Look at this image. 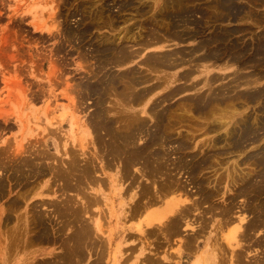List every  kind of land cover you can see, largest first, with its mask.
Segmentation results:
<instances>
[{
    "label": "rangeland",
    "instance_id": "374dc122",
    "mask_svg": "<svg viewBox=\"0 0 264 264\" xmlns=\"http://www.w3.org/2000/svg\"><path fill=\"white\" fill-rule=\"evenodd\" d=\"M172 1L175 0H171V2ZM171 2L170 0H0V153L2 154H0V184L3 183L5 185V190L3 191V194L0 195V264H19V262H22L25 259L28 261H37V264H41L42 261L44 262L43 259L45 258V261L52 260L54 263L56 261H53V259L57 258L56 260H58L60 257H62L61 254L65 249V243H62L64 238L62 237L70 232L73 229L71 227H75L76 223L74 222V225H70L71 227L68 226L64 231L63 223L65 220L63 221L64 218L61 217L60 211L58 212L60 209L59 207L65 203L69 196L75 200L77 199V205L79 206L85 204L86 199L85 197L82 198L81 195L79 196V194L76 195V190H66L68 192L63 190V181L58 179L56 173L54 171H50L51 168L49 167H53L63 158H67L65 153L62 152L64 150L61 149L59 151L58 149V146H62L65 140L68 142L67 145L69 148H73L75 150H80L82 148V144L84 143L85 148L87 149L86 151L89 152L87 153V156L94 157L95 154L93 153L96 150H99V144L97 141L94 142V137L95 135L97 137V132L103 136L105 131H102V129H100V131L95 130L91 119L93 118L92 114L95 113L102 105L104 110L108 109V114L109 116L111 115V117L116 116L117 112L122 116V118H124L126 117L125 114L128 112H130L132 116V114L137 111L136 113L140 115V117L144 118V121L147 120L145 122L146 125L143 127L140 126L138 128L140 131L134 130L137 132V134L139 133L137 135L138 140L135 139L138 146L143 145V143L148 141L149 137L153 135L154 131V136H164L162 141L159 140L155 147L159 149L165 148L164 150L169 151V158L172 160H182L183 162L178 161L179 165L180 163L183 164L185 161H188V166H193L195 164V167H197L199 163H203L202 158L206 159L207 156L208 163L210 161L208 166L210 167H200L197 172L192 173L188 172L191 170L190 168L185 167L187 166L185 162V165L182 166L183 168L180 167L181 169L173 170V173H171L172 176H175L176 178L178 176V179H180L184 184L186 182L189 192H191V195L195 198H200V194L197 192L199 188V185L196 183L197 181L200 179H204L205 181L209 180L208 185L211 188L213 185H215V181H219V179L222 177V180L217 183V189H220L221 193L214 196L212 201H214L213 204L215 203L216 206H221L222 204L225 205L226 201L229 200L227 199L224 201V191L226 194L230 192V195L231 193L234 195V193L238 191L237 188L239 185V182H237L236 186L230 181L229 177L227 176L228 171L231 172V175H233L235 170V177L238 176L237 180L239 179V176L241 177L244 174H247V176L250 175L249 177L251 178H248L254 183L256 181L259 182L262 180V175H264V54L260 52L262 51V46L264 43V0H236L238 6L240 7L241 14L235 20L231 17H227L228 19L226 18L227 13H225V9L220 6V0H186L184 1V4L186 5L182 3L183 7L182 5H173ZM120 4H123V9L119 6ZM216 4L219 5V7H216ZM163 5H165V8ZM186 6L188 9L185 8ZM212 7H216L217 10L215 11ZM218 9H223L221 11V13H223H219V15L221 14L223 16L218 15L217 11L220 12ZM177 10L181 11V13L177 12ZM158 11L161 14H165L161 15L158 13ZM187 11L191 13L193 12L191 15L192 17L190 16L192 19H195V17H197L196 20L200 18L198 20L200 24L197 26L199 30L195 29L194 25L192 26L188 23H185V25L187 24L188 27L191 26L189 29L187 26L183 25L185 20L182 21L181 18L184 17L183 19H185L186 14H191ZM180 16H182L180 18L181 20H178V17ZM103 19L105 20L103 21ZM110 22L115 24L111 25ZM178 24L180 26H178ZM84 25H86V28L88 25H92V28L89 31L90 33L87 32V36L84 40L80 41V43L78 40H75V37H72L71 34H69V30L73 32L74 30L84 28ZM181 26L184 27L182 30L196 32V37H194L195 39L186 38L184 40H160L154 44L152 43L151 46L149 45L145 46V48H141V55L137 60H135V63H125L126 65L119 64L115 66H111V64L107 65V69L110 70V72L113 70V72H111L113 74L118 72L122 74L127 72V70L133 65H136L135 68L137 67V70L138 68L140 69L138 70L140 71L138 72V75L143 77L147 75L149 77V80L147 77L146 81L139 84L136 88L139 89L140 92L146 90L147 87L150 88L151 93H147L149 95L143 96L140 100L134 101V103H132L133 101L131 98L130 100L132 102L127 100V96L129 94L124 96L122 95L123 93H120L123 97L120 96L118 92H125V88L124 91L121 89L124 87L122 85L124 81H122L123 78L120 79L121 84L118 83L119 87L115 88L116 91L113 88L108 89L107 91L110 93V95H108L109 93L106 92L103 99H100L101 101L98 99L99 96L97 97V95L88 94L87 92L83 91V88H81L83 87V83H85L86 80H94V72L92 73L91 71L98 68L97 60H99L100 57H95L96 51L94 49L99 46V41L101 42L102 40V42L106 43V41L109 42L110 38L114 39V36H122L123 42L125 44L128 43V45H137L138 47L139 44H137L136 41L141 42L143 39L151 38L150 34L152 35V31H159L160 34L175 33L181 29ZM153 27H155V30ZM192 28H194V30H192ZM127 29L134 32V34L131 33V31L130 34H126L125 31H127ZM167 29L169 32H167ZM146 32L148 33L146 34ZM220 33H223L222 36ZM227 33H230L231 35H228ZM112 34L115 35L113 36ZM131 34L134 36L136 35L133 40ZM118 37H116V40H114H120ZM104 38L105 40L107 38L109 39L105 41ZM144 41L146 40H143L142 42ZM200 42L206 44L204 49L199 50L200 52L198 51L194 53V51H192L193 48ZM169 49H171L170 51H175V49L181 50V52L185 51L184 53H180V55H174V59H179V62L180 56H182V64L179 63L174 67L171 66L170 68L167 66H164V68L163 66H160L157 67V71L155 68L151 67L154 69L151 72L150 66L144 65V63L141 62H137L143 59L145 54L161 51L165 52V50ZM191 52H193V54ZM206 53H209L210 56L207 54L206 57L209 56V59L204 58V60L203 57L205 55L203 56L202 54ZM111 56L113 57V54H111ZM111 56H106L105 59ZM197 56H202V60ZM192 58H194V60L191 61ZM234 75L236 78L233 77ZM184 76L186 77L184 78ZM143 77H141V79ZM210 77L211 79L213 77V83L209 81ZM144 78L142 80H144ZM125 80L127 79L125 78ZM233 81L235 82L233 83ZM237 82H239V86ZM162 83L164 84L162 85ZM80 85L82 86L80 87ZM146 85L147 87H145ZM181 85L182 88H180ZM178 88H180V91ZM181 89L183 90L181 91ZM259 89H262L263 91ZM195 94L206 97L208 96V100H210V97L212 96V102H206L204 104L205 106L203 105L202 108L201 106L204 102H202V104H195L194 101H192V98L196 96ZM208 94H211V96ZM109 98L112 100H109ZM217 98H220L221 100H218ZM97 100L99 103H97ZM125 101L127 104L124 103ZM127 101H130L131 104H128ZM140 101L143 102L140 103ZM121 102L123 104H120ZM135 102L138 104L136 105ZM114 104L116 107H114ZM104 106L110 107L105 108ZM224 108H226V110ZM118 109L121 110L119 111ZM150 111H152L154 114ZM150 114L153 116H150ZM154 115L156 116L154 117ZM128 116L131 119L129 113ZM126 119L124 120L129 125L130 122L128 120L130 119H128V117H126ZM223 119L224 122H222ZM216 124H219V126ZM163 125H166L169 128ZM129 126H132L131 128H133L137 125L134 126L133 122V124H130ZM227 126L228 129H226ZM212 127H217L219 131L217 129L212 132L213 130L209 129ZM165 129L167 130L166 132ZM53 130L56 132L54 133ZM168 131L170 133H168ZM208 131H211V133ZM226 131L232 133L233 136H228L229 133ZM147 132L148 134H146ZM70 133L71 135L68 136ZM193 134L195 135L194 137H192ZM209 135L210 138L208 139ZM217 135L221 137L220 139L224 140L222 142L220 141L213 144L212 139H214V136L217 138ZM185 136L187 139L184 138ZM103 137H106L107 139V134H105ZM165 137L168 140H165ZM227 137H230V141L227 139ZM184 139H186L188 142V146L190 145L189 148L188 146L187 148L181 147L180 142L184 141ZM163 141H166L167 143L165 142L160 145V143ZM203 143L204 145H202ZM231 144L232 147H230ZM198 145L201 147V150L199 149ZM215 145L218 148L215 147ZM205 146L206 148H204ZM182 149H184L183 152ZM45 150L48 152V154H44L48 157L42 158L41 154L42 152H45ZM194 151H196L195 154H193ZM207 151L210 153V155ZM12 152H14V157ZM183 155L184 157H182ZM200 155L202 156L201 159L198 158L201 157ZM258 156H262V159L259 158V160L256 158ZM210 157H212V159ZM107 159H111V156H108ZM171 159H169V163L172 162ZM191 159L192 161L190 162ZM23 160L30 162L35 160L33 163L39 162V166H41L43 163L45 165V171L40 175H37V177H27L24 182L16 180L17 174L19 173L17 172V168L19 165H22L21 162H23ZM116 160H118V162ZM99 161L100 160H97V163ZM104 162L105 161L103 159L102 163L104 164ZM196 162L198 163L196 164ZM111 163L116 166H111V168L106 167L105 173H101V171H99L100 175L103 178L105 177L104 179L108 178V176L114 177L120 168V170L123 172L126 170L124 167L122 170V162L119 159L112 160ZM140 165L142 164L138 163L137 165L134 164L133 167H131L133 169L131 171L135 172L136 170L137 178L133 185L134 187L131 185L130 189L132 190L133 188L134 190H139L141 188L139 185L141 186L147 184L148 182H151L153 188L157 187L158 185L156 184H159V182L161 183L162 178L160 177H162V174L160 175V173H157L156 171L158 175L154 172L153 174L156 176L152 174L151 176H153V178H149L145 175V178L144 175L141 176V173L139 172L141 169ZM154 165H157V162L154 163ZM174 171L178 172L175 173ZM25 172H27L25 173L26 175H29L32 171L28 167H25ZM163 175L166 176L165 174ZM155 178L157 179L155 180ZM216 178H218V180ZM223 178H225V180ZM137 182H140V184ZM130 183L131 179L125 177V182L121 181V187L117 186L120 190L114 189L115 186L110 184V181L108 186H106V184L103 185L105 195H116V206H114L116 210L113 208L114 213L117 211V214L118 212L119 215L123 214L122 211L124 202L128 201L130 195H128L127 192H123L124 190L122 186L127 187V185H130ZM91 186L96 187L92 183ZM94 191L95 189L92 190V192ZM263 193L261 194L262 196L260 195L258 199H255L257 201L254 200V205H256L257 202H262L264 200ZM22 196L23 199H19V197L22 198ZM107 198L108 200H106V197L103 196L104 204H101L102 206L94 205L93 207L91 206V209L90 207L89 209L88 207L85 209V217L87 219L91 218V222H94L96 219V221H101L100 217H102L105 232L102 233L101 236L107 239V236L110 232H113L112 230H114V228H118L120 226L122 228V226H124L125 229H128L132 226H138L141 224L140 220L144 219L141 216L135 219H127L122 215V218L119 217V222H117L112 210L110 213L109 197L107 196ZM244 200V196H239L235 200L237 207H235V212L233 213L234 219L238 217L237 215H244L247 219H252L254 216L253 212L247 210H244L243 212V210L238 208V206L240 207V205L244 203ZM11 201H15L16 204ZM11 203L13 205H11ZM18 203H21V205ZM209 203L212 204L211 202L203 203L200 210L198 209L193 211L191 216L188 218L191 219V224H183V233H181V237V234L179 236L174 235L173 238H168V240L163 234L161 235L159 233L158 235L154 234V236L150 235V237L145 240L140 233H137L139 231H134L132 229L129 231L126 230L125 233H123V239H121L119 236L116 237L111 254L108 250L104 256L105 259H109V262L111 260L112 263L114 260L113 258L117 256L121 257V263L118 264H141V258L143 259L146 254L151 255L154 252L161 250V252L159 251L160 253L158 252L157 255L160 254L161 259L167 264H219V261L221 260L220 255L222 254L220 251L223 250L225 255L229 256L230 254L226 253V251L231 253L232 249H234H230L231 247L229 246L228 242L229 240H233V236L237 234H234L233 229H235V227L238 225V220L235 219L231 225L229 224L228 226L220 227L219 221L221 219V215L216 213V211L219 212L216 209V206L213 208L215 211H213ZM209 206L210 208H208ZM100 209L105 211V216H101ZM206 210H209L210 213H206ZM93 212L96 213L94 214ZM37 214L44 215L46 225L50 226L49 236H51L47 237L48 239L41 237L38 238V236H40V234L43 232H39V229L33 228V223H35L34 221H37V218L44 217H39ZM201 214H203L205 218H209L208 221L210 220L209 222L207 221L203 231L200 230L203 221ZM91 215L92 217H90ZM197 216L199 219H196ZM210 216L214 218L212 219ZM144 227H146V225ZM197 229L202 232L195 241L196 247L191 249L183 247L181 245L183 244V237H185L187 233L190 235L195 234ZM56 230L59 231V234ZM40 231H42V229H40ZM63 231L65 232L64 234ZM130 231L134 233H132L133 235L131 234L129 236L128 233ZM58 235H60V237ZM160 235L163 236L162 238H165L164 240L162 239V245L160 244L161 246L159 245V239H161ZM250 235L248 236L249 238H243L242 240V243L244 242L243 244L247 246L246 251L249 254L248 258L250 257L249 259H251L256 255V258L254 257V259L261 258L258 259V263L260 261L262 263V260L264 262V227L261 226L258 230H255ZM34 237H36V240ZM153 238H158L154 239L155 241L159 242L157 245V242L152 241ZM165 240H168V243ZM257 240H260L261 242L259 243ZM151 241L153 243H151ZM246 243L248 244L246 245ZM119 244L120 246H118ZM149 244H152V246ZM158 245L160 249L158 248L157 250ZM130 246L132 247L129 248ZM140 247L144 248V252L141 253ZM149 250L154 252L151 253ZM238 251L239 250L237 247L236 252ZM95 252L96 251L88 253L86 255L87 258L85 257L83 261L84 263H82L88 264L92 262V258L97 257V253L95 254ZM57 253H60L61 256H59ZM91 253L92 255L94 253L95 256L93 255V257ZM214 255H216L215 259H213ZM218 255L219 257H217ZM224 259L225 258H223L222 264L224 263ZM224 264L231 263L225 259Z\"/></svg>",
    "mask_w": 264,
    "mask_h": 264
},
{
    "label": "bare ground",
    "instance_id": "6f19581e",
    "mask_svg": "<svg viewBox=\"0 0 264 264\" xmlns=\"http://www.w3.org/2000/svg\"><path fill=\"white\" fill-rule=\"evenodd\" d=\"M99 1V0H98ZM131 1V0H130ZM135 1V0H134ZM184 1H186V0H175V1H172L171 2V0H170V2L171 3H173V5H182V7H183V4L185 3ZM210 1V0H209ZM217 1V0H216ZM221 1V7L223 8V9H225V13H227L226 14V18L228 17V18H232V19H236V18H238V16L241 14V10H240V7L238 6V4H237V2H236V0H220ZM141 2V1H140ZM139 2V3H140ZM190 2V1H189ZM98 3V2H97ZM122 3H123V1H122ZM125 3V2H124ZM133 3V2H132ZM148 3V2H147ZM166 3V2H165ZM183 3V4H182ZM187 3V2H186ZM211 3V2H210ZM212 3H214V2H212ZM90 4V3H89ZM191 4V3H190ZM112 5V4H111ZM125 5V4H124ZM184 5H186V4H184ZM91 6V5H90ZM93 6V5H92ZM104 6H105V4H104ZM107 6V5H106ZM120 7H122L123 6V4H120L119 5ZM127 6V5H126ZM144 6V5H143ZM146 6H148V5H146ZM164 6V8H165V5H163ZM188 6V5H187ZM187 6L185 7V8H187ZM190 6V5H189ZM216 7H219V5H215ZM89 7V6H88ZM145 7V6H144ZM214 8V7H212V8H214V10L216 11L217 10V8ZM128 8V7H127ZM135 8V7H134ZM140 8V7H139ZM147 8V7H146ZM193 8V7H192ZM196 8V7H195ZM201 8V7H200ZM105 9V8H104ZM122 9H123V7H122ZM167 9V8H166ZM165 9V10H166ZM179 9H180V7H179ZM188 9V8H187ZM186 9V10H187ZM190 9H191V7H190ZM223 9H218V10H220V12L219 11H217L218 12V15H219V13H221V11L223 10ZM89 10V9H88ZM101 10V9H100ZM110 10H111V8H110ZM125 10V9H124ZM159 10V9H158ZM160 10H162V9H160ZM99 11V10H98ZM151 11V10H150ZM184 11H185V9H184ZM191 11V10H190ZM193 11V10H192ZM95 12V11H94ZM100 12V11H99ZM104 12V11H103ZM123 12V11H122ZM177 12H180L181 13V11H179V10H177ZM188 12V11H187ZM194 12V11H193ZM192 12V13H193ZM205 12V11H204ZM97 13V12H96ZM142 13V12H141ZM158 13H159V11H158ZM179 13V14H180ZM188 13H191V12H188ZM192 13L191 14H189V15H187L186 14V18L185 19H183V18H181L182 16H180V17H178V20L181 18L182 19V21H184L185 20V22H184V26H187L188 27V25L186 24L185 25V23H188V24H190V25H194V27H195V29H198L197 28V26L200 24V22L198 21L199 19H197L196 20V18L197 17H195V19H192L191 17V15H192ZM223 13V12H222ZM221 13V14H222ZM99 14V13H98ZM156 14V13H155ZM154 14V15H155ZM159 14H161V13H159ZM163 14H165V13H163ZM163 14H161V15H163ZM168 14V13H167ZM174 14V13H173ZM201 14V13H200ZM213 14H214V12H213ZM217 14V13H216ZM220 14V15H221ZM83 15V14H82ZM93 15V14H92ZM102 15V14H101ZM160 15V16H161ZM169 15V14H168ZM172 15V14H171ZM174 15H176V14H174ZM184 15H185V13H184ZM194 15V14H193ZM219 15V16H220ZM89 16H90V14H89ZM146 16V15H145ZM158 16V15H157ZM165 16V15H164ZM170 16V15H169ZM173 16V15H172ZM191 16V17H190ZM198 16V15H197ZM214 16V15H213ZM221 16H223V15H221ZM141 17V16H140ZM177 17V16H176ZM204 17V16H203ZM102 18V17H101ZM110 18V17H109ZM126 18V17H125ZM162 18V17H161ZM166 18H167V16H166ZM174 18V17H173ZM227 18V19H228ZM100 19V18H99ZM115 19V18H114ZM123 19V18H122ZM137 19V18H136ZM154 19V18H153ZM163 19V18H162ZM180 19V20H181ZM92 20H94V19H92ZM101 20V19H100ZM105 19H103V21H104ZM118 20V19H117ZM127 20V19H126ZM145 20H147V19H145ZM159 20V19H158ZM176 20V19H175ZM177 20V21H178ZM99 21V20H98ZM136 21H139V20H136ZM141 21V20H140ZM143 21V20H142ZM152 21V20H151ZM165 21V20H164ZM203 21V20H202ZM90 22H92V21H90ZM102 22V21H101ZM119 22V21H118ZM181 22V21H180ZM83 23V22H82ZM92 23H94V22H92ZM111 23V25L113 24V22H110ZM105 24V23H104ZM115 24V23H114ZM113 24V25H114ZM125 24V23H124ZM123 24V25H124ZM176 24V23H175ZM179 24H181V23H179ZM178 24V26H180ZM98 25V24H97ZM120 25V24H119ZM177 25V24H176ZM182 25V24H181ZM85 27L84 28H80V29H77V30H74L73 32H71V30H69L70 31V33L69 34H71V36L72 37H75V40H78L79 42L80 41H82V40H84L85 39V37L87 36V32H89L90 30H91V28H92V25H88L87 26V28H86V25H84ZM95 26V25H94ZM135 26V25H134ZM141 26V25H140ZM81 27V26H80ZM95 27H97V26H95ZM121 27V26H120ZM128 27V26H127ZM138 27H139V25H138ZM166 27V26H165ZM191 27V26H190ZM190 27H188V29L190 28ZM78 28H79V26H78ZM128 28H130V27H128ZM150 28V27H149ZM154 28V30H155V27H153ZM167 28V27H166ZM181 29L180 30H178L177 32H175V33H162V34H160L159 33V31H156V32H153L152 31V35L150 34V36H151V38H148V39H143V40H146V41H144V42H139V41H136V43L137 44H139L138 45V47H137V45L135 46V45H128V43H124L123 42V37L122 36H116V37H118L120 40H118V41H115L116 39V37L114 36L115 34H112L113 36H114V39L113 38H110V40H109V42H107L106 40H108L109 38H107L106 40H105V38H104V40L106 41V43H104V42H102V40H101V38H103V37H101L100 38V40H101V42L99 41V46H97L94 50L96 51V54H95V57H97V56H99L100 57V59L99 60H97L98 62V68L97 69H94V70H92L91 72L93 73L94 72V80H92V81H87L86 80V82L85 83H83V87H81L82 85H80V87L81 88H83V91H85V92H87L88 94H94V95H97V97L99 96V100L100 99H103V97H104V95L106 94V92H108L107 90L108 89H111V88H113L115 91H116V89L115 88H117V87H119L118 86V83H120L121 84V82H120V79H122V81H123V88H121V89H123V91H124V88H125V92H118V90H117V92L120 94V93H123L122 95H124V96H126V95H128L127 97H128V99L127 100H130V98L132 99V103H134V101H138V100H140L143 96H147V95H149L151 92H150V88H148L147 87V85L145 86V87H147V89L146 88H143V89H146V90H144L143 92H140L139 91V89H137L136 87L139 85V84H141L142 82H144V81H146V79H147V75L146 76H144V77H146V78H144L143 76H140V75H138V72H140V71H138V70H140L139 68H138V70L135 68V66L133 65H131L132 67H130L128 70H127V72H124V73H111V72H113V70L110 72V70H108L107 69V65L108 64H111V66L112 65H119V64H125V63H130V64H132V63H135V60H137L139 57H140V55H141V48H145V46H151L152 45V43L154 44L155 42H159L160 40H166V39H169V40H184V39H186V38H194V37H196L195 35H196V32H192V31H189V30H187V31H185V30H182V28H184V27H180ZM157 29V28H156ZM165 29V28H164ZM179 29V28H178ZM186 29V28H185ZM228 29V28H227ZM191 30V29H190ZM192 30H194V28H192ZM199 30V29H198ZM68 31V32H69ZM121 31V30H120ZM130 31L131 30H129V29H127V31H125L126 32V34H130ZM144 31H146V30H144ZM162 31V30H161ZM164 31V30H163ZM180 31H182V32H180ZM167 32H169V30L167 29ZM170 32H172V31H170ZM198 32V31H197ZM90 33V32H89ZM131 33H133L134 34V32H132L131 31ZM139 33V32H138ZM148 32H146V34H147ZM200 33V32H199ZM133 34H131L132 35V40H133V38H135V36L133 35ZM217 34V33H216ZM221 34V33H220ZM223 34V33H222ZM222 34H221V36H222ZM228 35L230 34V33H227ZM90 35V34H89ZM117 35V34H116ZM119 35H120V33H119ZM200 35V34H199ZM231 35V34H230ZM141 36V35H140ZM148 36V35H147ZM109 37V36H108ZM146 37V36H145ZM144 37V38H145ZM141 38V37H140ZM74 39V38H73ZM72 39V40H73ZM128 39V38H127ZM131 39V38H130ZM195 39V38H194ZM208 39V38H207ZM209 39H211V38H209ZM213 39V38H212ZM216 39V38H215ZM219 39V38H218ZM88 40V39H87ZM114 40V41H113ZM125 40V39H124ZM140 40V39H139ZM214 40V39H213ZM217 40V39H216ZM221 40H223V39H221ZM221 40H219V41H221ZM97 41V42H98ZM134 41H135V39H134ZM202 42V41H201ZM199 43L198 45H196L194 48H193V50L192 51H194V53L195 52H198L199 50H201V49H204V46L206 45V44H203V43ZM81 43V42H80ZM235 44V43H234ZM234 44H232V45H234ZM93 45V44H92ZM241 47V46H240ZM243 47V46H242ZM263 48H262V51L260 52V53H262V54H264V43H263V46H262ZM207 48V47H206ZM216 48V47H215ZM259 48V47H258ZM261 48V47H260ZM180 49V48H179ZM183 49V48H182ZM222 49V48H221ZM171 49H169V50H165V52L164 51H161V52H153V53H150V54H145V57L143 58V59H141V60H139V61H137V62H141V63H144V65H147V66H150V70H151V72H152V70H154V69H152V68H155V70L157 71V67H160V66H163V68H164V66H167V67H171V66H175V65H178L179 63L180 64H182L181 63V61H182V59H181V57L182 56H180V62H179V59L177 60H175L174 58V55L175 54H177V55H180V53H184L183 51L181 52V50H177V49H175V51L174 50H172V51H170ZM177 50V51H176ZM209 50V49H208ZM218 50V49H217ZM232 50V49H231ZM234 50V49H233ZM260 50V49H259ZM215 51V50H214ZM258 51V50H257ZM200 52V51H199ZM206 52V51H205ZM205 52H202V53H205ZM233 52V51H232ZM192 54H193V52H191ZM111 54H113V57L111 56ZM186 54V53H185ZM209 55L210 56V54L209 53H206V54H202L204 57H203V59L204 58H208L209 56H207L206 57V55ZM262 54H260V55H262ZM111 56V57H107L106 59H105V57L106 56ZM183 55V54H182ZM188 55H189V53H188ZM188 55H186V56H188ZM200 55V54H199ZM198 55V56H199ZM246 55V54H245ZM93 56V55H92ZM192 56V55H191ZM196 56V55H195ZM197 56V57H198ZM241 56V55H240ZM257 56V55H256ZM190 57V56H189ZM242 57H243V55H242ZM178 58H179V56H178ZM199 59L201 58V60H202V56H200V57H198ZM262 58H263V56H262ZM174 59V60H173ZM195 59H196V57H195ZM198 59V60H199ZM209 59V58H208ZM101 60V61H100ZM183 60H184V58H183ZM192 60H194V58H192L191 59V61ZM197 60V59H196ZM195 60V61H196ZM205 60V59H204ZM100 61V62H99ZM185 61V60H184ZM186 61H187V59H186ZM189 61V60H188ZM253 61V60H252ZM262 64V63H261ZM126 65V64H125ZM146 66V67H147ZM254 66V65H253ZM152 67V68H151ZM109 68H110V66H109ZM146 69V68H145ZM97 70V71H96ZM88 71V70H87ZM96 71V72H95ZM124 71V70H123ZM123 71H121V72H123ZM126 71V70H125ZM144 73V72H143ZM149 73V72H148ZM254 73V72H253ZM258 73V72H257ZM150 74V73H149ZM152 74V73H151ZM192 74V73H191ZM141 75H142V73H141ZM143 75H145V74H143ZM186 75V74H185ZM190 75V74H189ZM189 75H188V77H189ZM258 75V74H257ZM250 76H252V75H250ZM249 76V77H250ZM256 76V75H255ZM141 77H143L144 78V80H142L141 79ZM154 77V76H153ZM152 77V78H153ZM183 77V76H182ZM186 76H184V78H185ZM233 77H235V75L233 76ZM125 78L127 79V80H125ZM236 78V77H235ZM234 78V79H235ZM256 78V77H255ZM90 79H91V77H90ZM208 79H209V77H208ZM212 79H213V77H212ZM212 79H211V77H210V82H212ZM148 80H149V77H148ZM215 80V79H214ZM250 80V79H249ZM238 81V80H237ZM125 82V83H124ZM159 82V81H158ZM163 82V81H162ZM210 82H208V83H210ZM235 81H233V83H234ZM157 83V82H156ZM161 83V82H160ZM199 83V82H198ZM213 83V82H212ZM238 83V86H239V82H237ZM159 84V83H158ZM164 83H162V85H163ZM182 84V83H181ZM207 84V83H206ZM183 85H184V83H183ZM233 85V84H232ZM236 85V84H235ZM246 85V84H245ZM249 85V84H248ZM148 86H150V85H148ZM178 86H179V84H178ZM177 86V87H178ZM191 86V85H190ZM229 86V85H228ZM249 86H251V85H249ZM174 87V86H173ZM188 87V86H187ZM223 87V86H222ZM224 87H225V85H224ZM231 87V86H230ZM248 87V86H247ZM140 88V87H139ZM180 88H182V85H181V87ZM180 88H178V90L180 89ZM185 88H186V86H185ZM185 88H184V90H185ZM211 88V87H210ZM246 88V87H245ZM187 89V88H186ZM202 89V88H201ZM249 89H250V87H249ZM248 89V90H249ZM82 90V89H81ZM120 90V89H119ZM183 89H181V91H182ZM204 90V89H203ZM212 90V89H211ZM224 90V89H223ZM258 90V89H257ZM259 90H261V91H263L262 89H259ZM110 91V90H109ZM141 91H142V89H141ZM152 91V90H151ZM180 91V90H179ZM205 91V90H204ZM111 92V91H110ZM117 92H116V94H117ZM198 92V91H197ZM211 92V91H210ZM214 92V91H213ZM245 92V91H244ZM248 92V91H247ZM257 92V91H256ZM81 93V92H80ZM84 93V92H83ZM109 93V92H108ZM127 93V94H126ZM147 93H149V94H147ZM199 93V92H198ZM250 93V92H249ZM248 93V94H249ZM262 93V92H261ZM264 93V92H263ZM201 94V93H200ZM247 94V93H246ZM259 94H260V92H259ZM108 95H110V93L108 94ZM113 95V94H112ZM118 95V94H117ZM121 94H120V96H122ZM196 95V94H195ZM201 95H203V94H201ZM201 95H196L195 97H193L192 98V101H194V103L196 104V103H198V104H202V102H204L203 104H202V108H203V105L206 103V102H210L212 99H213V97L211 96V94H208V95H210L211 97V99L210 100H208L207 98H208V96L206 97V96H201ZM214 95V94H213ZM263 95V94H262ZM218 96H220V95H218ZM251 96V95H250ZM257 96V95H256ZM108 97V96H107ZM106 97V98H107ZM114 97V96H113ZM123 97V96H122ZM126 97V98H127ZM245 97H247V96H245ZM254 97V96H253ZM115 98V97H114ZM221 98V97H220ZM219 98V99H220ZM252 98V97H251ZM105 99V98H104ZM111 98H109V100H110ZM190 99V98H189ZM204 99H205V101H204ZM206 99H207V101H206ZM215 99V98H214ZM218 99V98H217ZM218 99V100H219ZM223 99V98H222ZM107 100V99H106ZM112 100V99H111ZM221 100V99H220ZM101 101V100H100ZM103 101V100H102ZM116 101V100H115ZM121 101H122V99H121ZM130 101H127L128 102V104L130 103ZM109 102V101H108ZM123 102V101H122ZM120 103V104H123V103ZM141 102H143V101H140V103ZM212 102V101H211ZM224 102V101H223ZM97 103H99V101L97 100ZM124 103H126V101L124 102ZM228 103V102H227ZM230 103V102H229ZM127 104V103H126ZM131 104V103H130ZM135 104L137 105L138 103H136L135 102ZM156 104V103H155ZM211 104V103H210ZM151 105V104H150ZM177 105V104H176ZM185 105V104H184ZM227 105V104H226ZM232 105V104H231ZM103 106V105H102ZM99 107L98 109H97V111L95 112V113H93L92 114V116H93V118L91 119L92 120V125H93V127H94V129L95 130H99L100 131V129H102V131L104 130L105 131V134H107V139H106V137L104 138L103 136L105 135H103V136H101L98 132H97V137H96V135H95V139H94V142H96L97 141V143L99 144V150H96L93 154H95L94 155V157H90V156H87V153H89V152H87L86 150V148H85V144L83 143L82 144V148L80 149V150H75V149H71V148H69V146L67 145V141L65 140L64 141V143H63V145L62 146H58V149H59V151L61 150V149H63L64 151H62V152H64L65 153V155L67 156V158H63L62 160H60L59 162H58V164H56V165H54L53 167L51 166V167H49V168H51L50 169V171H54L55 173H56V175H57V178L58 179H60V180H62L63 181V187H62V189L63 190H76V195L77 194H79V196L81 195V197L82 198H84L85 197V199H86V201H85V204H82L81 206H79V205H77V203H78V201H76L74 198H70V196L66 199V201H65V203L63 204V205H60V209L58 210V212L60 211V214H61V217H63L64 219H63V221L65 220V222L63 223L64 224V226H63V224H62V226L64 227V231H65V229L68 227V226H70V225H72L74 222L76 223V226L75 227H71V228H73L70 232H68L66 235H64V237H62V238H64V241L62 240V243L64 242L65 243V249H64V252L61 254L62 255V257H60L58 260H56V259H53V261L55 260L56 262H52V260H48V261H45V259H43L44 260V262L42 261L41 262V264H83L84 262V259H85V257H86V255L88 254V253H90V252H94V251H96L95 252V254L97 253V257H94L95 255H94V253H93V255H92V253H91V255L95 258H92L93 259V261L92 262H90V263H88V264H118V263H121V260H120V258L121 257H114L113 259V262L111 263V260H110V262H109V259L107 260V259H105V253L109 250V253L111 254V251H112V249H113V245H114V242L116 241V237L117 236H119V237H121V239H123L124 238V236H123V233H125V231L127 230V231H129L130 229H132V230H134V231H139V232H137V233H140L141 234V236L146 240L147 238H149L150 237V235L152 236H154V234H163L164 236H165V238L166 239H168V238H173V236L174 235H180L181 233H183V231H182V227H183V224H187V225H190L191 224V219H188L190 216H191V214L193 213V211L194 210H200V208H201V206H202V204L203 203H206V202H211L212 204H213V202L214 201H212V199H214V196H216V195H219V193H221L220 191V189L218 190L217 188V183L218 182H220L222 179V177L220 178L219 176V181H215V185H213L211 188L209 187V185H208V183H209V180H207V181H205L204 179H200L199 181H197L196 183L199 185V188H198V190H197V192L200 194L199 196H200V198H195V197H193L192 195H191V192H189V188H188V186H186V182H185V184L180 180V179H178V176H177V178L175 177V176H172V174L171 173H173V170H179V169H181V168H183L182 166L183 165H185V162L183 163V164H181L180 163V165L178 164L179 162H181V161H177V160H172L171 158H169V151H166V150H164L165 148L164 147H162V148H164V149H159V148H156L155 146L158 144V141L159 140H161L162 141V139L164 138V136H162V137H160L159 135H155L154 136V134H155V132L153 131V130H155V129H153L152 131H153V135H151L150 137H149V139H148V141H146L145 143H143V145H140V146H138V144L136 143V141H135V139H137L138 140V137H137V135L139 134H137V132H135L134 130H137V131H140V130H138V128L140 127V126H144V125H146L145 124V122L147 121V120H145L144 121V118H142V117H140V115H138L136 112L135 113H133V112H131V113H133L132 114V116H131V114H130V112H128L129 113V115L131 116V119L129 118V116H128V113L127 112H125V113H127V114H125V116L126 117H128V119H130V120H128L130 123H129V125L130 124H133V122H134V126L135 125H137L136 127H133V128H131L129 125H128V123L124 120V119H126V117H124V118H122V116L121 115H119V113H117L116 112V116H113V117H111V115L109 116V114H108V109H106V110H104L103 109V107ZM120 106V105H119ZM191 106V105H190ZM205 106V105H204ZM216 106V105H215ZM237 106V105H236ZM242 106V105H241ZM105 108L107 107V106H104ZM110 106H108L107 108H109ZM111 107H112V105H111ZM114 107H116L115 106V104H114ZM126 107V106H125ZM154 107V106H153ZM118 108V107H117ZM120 108V107H119ZM151 108H152V106H151ZM176 108V107H175ZM200 108V107H199ZM205 108V107H204ZM126 109V108H125ZM225 110H226V108H224ZM119 111L121 110V109H118ZM153 110H154V108H153ZM152 110V111H153ZM155 110H156V108H155ZM158 110V109H157ZM205 110V109H204ZM148 111V110H147ZM152 111H150V112H152ZM168 111V110H167ZM203 111V110H202ZM207 111V110H206ZM222 111V110H221ZM228 111V110H227ZM198 112V111H197ZM204 112V111H203ZM215 112V111H214ZM213 112V113H214ZM224 112V111H223ZM122 113V112H121ZM153 113V112H152ZM157 113V112H156ZM206 113V112H205ZM227 113V112H226ZM122 114H124V113H122ZM140 114V113H139ZM154 114V113H153ZM159 114V113H158ZM158 114H156V115H158ZM152 114H150V116H151ZM156 115H154V117L156 116ZM162 115V114H161ZM221 115V114H220ZM153 116V115H152ZM171 117V116H170ZM136 119V121H135V119ZM151 118V117H150ZM172 118V117H171ZM218 118V117H217ZM174 119V118H173ZM172 119V120H173ZM184 119V118H183ZM222 119V118H221ZM230 119V118H229ZM127 120V119H126ZM76 121V120H75ZM75 121H73V122H75ZM132 122V123H131ZM136 122V123H135ZM179 122V121H178ZM212 122V121H211ZM222 122H224V119H223V121ZM225 122H227V121H225ZM156 123H158V122H156ZM162 124H164V123H162ZM168 124H170V123H168ZM220 124V123H219ZM219 124L217 125V126H219ZM223 124V123H222ZM226 124V123H225ZM228 124V123H227ZM176 125V124H175ZM221 125V124H220ZM245 125V124H244ZM63 126V125H62ZM163 126H166V125H163ZM171 126V125H170ZM223 126V125H222ZM221 126V127H222ZM233 126V125H232ZM248 126V125H247ZM247 126H246V128H247ZM157 127V126H156ZM167 127V126H166ZM165 127V128H166ZM146 128V127H145ZM162 128H164V127H162ZM167 128H169V127H167ZM170 128H172V127H170ZM208 128V127H207ZM230 128V127H229ZM209 129H211V130H213L212 132H214V130H217L218 128L217 127H212V128H209ZM208 129V130H209ZM226 129H228V126H227V128ZM244 129V128H243ZM158 130H159V128H158ZM204 130V129H203ZM54 131V133L56 132L55 130H53ZM53 131H52V133H53ZM143 131V130H142ZM149 131H150V129H149ZM148 131V132H149ZM152 131H151V133H152ZM161 131V130H160ZM167 130L165 129V132H166ZM218 131H219V129H218ZM230 131V130H229ZM93 132V131H92ZM148 132L146 133V134H148ZM207 132V131H206ZM209 132V131H208ZM227 133H229L228 131H226ZM102 133V132H101ZM104 133V132H103ZM157 133V132H156ZM163 133V132H162ZM168 133H170L169 131H168ZM209 133H211V131L209 132ZM95 134V133H94ZM141 134H142V132H141ZM161 134V133H160ZM195 134V133H194ZM193 134V136L192 137H194L195 135ZM56 135V134H55ZM71 135V133L68 135V136H70ZM165 135H166V133H165ZM172 135V134H171ZM216 135V134H215ZM233 136L232 135V133H229L228 134V136ZM140 136V135H139ZM190 136V135H189ZM218 136V135H217ZM230 136V137H231ZM244 136H245V134H244ZM180 137V136H179ZM192 137H188V138H192ZM213 137V136H212ZM216 136H214V139H212V143L213 144H215V143H218V142H222L223 140L222 139H220L221 137H217V138H215ZM230 137H227V139L229 140V138ZM169 138V137H168ZM178 138V137H177ZM180 138H182V137H180ZM184 138H186L187 139V137L185 136ZM210 138V135H209V137H208V139ZM223 138V137H222ZM186 139H184V141H181L180 142V145H181V147H186L187 148V146H188V142L186 141ZM226 139V138H225ZM226 139V140H227ZM232 139V138H231ZM165 140H168L166 137H165ZM189 140V139H188ZM191 140V139H190ZM195 140V139H194ZM233 140H234V138H233ZM239 140V139H238ZM62 141V140H61ZM210 141V140H209ZM230 141V140H229ZM166 141H163L162 143H160V145H162L163 143H165ZM179 142V141H178ZM201 142V141H200ZM167 143V142H166ZM202 143V142H201ZM200 143V144H201ZM230 143H232V142H230ZM235 143H236V141H235ZM235 143H233V144H235ZM189 144H190V142H189ZM191 144H193V143H191ZM219 144H221V143H219ZM237 144V143H236ZM165 145V144H164ZM202 145H204V143L202 144ZM241 145V144H240ZM179 146V145H178ZM190 146V145H189ZM189 146H188V148H189ZM221 146V145H220ZM239 146V145H238ZM198 147H199V145H198ZM211 147V146H210ZM213 147V146H212ZM215 147H217L216 145H215ZM230 147H232V144H231V146ZM262 147V146H261ZM170 148V147H169ZM178 148V147H177ZM201 147H199V149H200ZM204 148H206V146L204 147ZM218 148V147H217ZM241 148V147H240ZM45 149V148H44ZM43 149V150H44ZM195 149V148H194ZM198 149V150H199ZM20 150V149H19ZM183 150L184 149H182V152H183ZM196 150V149H195ZM201 150V149H200ZM203 150V149H202ZM205 150V149H204ZM211 150H212V148H211ZM22 151V150H21ZM209 151V150H208ZM207 151V152H208ZM232 151V150H231ZM230 151V152H231ZM179 152V151H178ZM193 152V151H192ZM232 152H234V151H232ZM231 152V153H232ZM264 152V151H263ZM13 153V157H14V152H12ZM16 153V152H15ZM18 153H20V152H18ZM48 154V152H46V150H45V152H42V154H41V156H42V158H46V157H48L47 155H45V154ZM196 153V151H194V153L193 154H195ZM199 153V152H198ZM204 153V152H203ZM209 153V152H208ZM1 154V153H0ZM11 154V153H10ZM63 154V153H62ZM193 154H192V156H193ZM207 154V153H206ZM2 155V154H1ZM0 155V156H1ZM16 155V154H15ZM55 155V154H54ZM89 155V154H88ZM191 155V154H190ZM190 155H188V156H190ZM202 155V154H201ZM200 155V156H201ZM209 155H210V153H209ZM212 155H213V153H212ZM240 155V154H239ZM241 155H242V153H241ZM249 155V154H248ZM57 156V155H56ZM82 156H84V157H82ZM108 156H111V159H107L108 158ZM197 156V155H196ZM216 156V155H215ZM220 156V155H219ZM245 156V155H244ZM10 157V156H9ZM51 157V156H50ZM61 157V156H60ZM59 157V158H60ZM82 157V158H81ZM107 157V158H106ZM182 157H184V155L182 156ZM194 157V156H193ZM205 157V156H204ZM262 156H258V157H256V158H260V159H262L261 158ZM37 158H39V157H37ZM41 158V159H42ZM52 158V157H51ZM56 158V157H55ZM198 158H202V156L201 157H198ZM211 159H212V157H210ZM248 158V157H247ZM19 159V158H18ZM40 159V158H39ZM56 159H58V158H56ZM104 159V164L102 163V160ZM115 159H119L121 162H122V170H123V167H124V169H126V170H124L125 172H123V171H121L120 169L117 171V173L115 174V176L113 177V176H108V178H106V179H104L101 175H100V173H99V171H101V173H105V168L106 167H110L111 168V166H116V165H113L111 162H112V160H115ZM169 159H171L172 160V162H170L169 163ZM182 159V158H181ZM193 159V158H192ZM192 159L190 160V162L192 161ZM196 159H197V157H196ZM199 159V160H200ZM249 159V158H248ZM259 159V160H260ZM59 160V159H58ZM57 160V161H58ZM97 160H100L98 163H97ZM186 160V159H185ZM202 160H203V163H199L198 164V166L197 167H195V164L192 166H188L187 164L189 163L188 161V163L186 162V165L187 166H185V167H188V168H190V170L191 171H188V172H192V173H195V172H197V170L200 168V167H204L205 168V166H206V168H207V166H208V164L210 163V161H209V163H208V157L206 156V159H203L202 158ZM214 160V159H213ZM218 160V159H217ZM3 161V160H2ZM33 161H35V160H33ZM33 161L32 162H30V161H24L23 160V162H21L22 163V165H19L18 166V168H17V172H19L18 174H17V179L16 180H20L21 182H24V180L25 179H27V177H30V176H35V177H37V175H40L41 173H43L45 170V165L43 164H41V166H39V162H35V163H33ZM44 161V160H43ZM117 162H118V160H116ZM201 161V160H200ZM216 161V160H215ZM20 162V161H19ZM96 162V163H95ZM157 162V165H154V163H156ZM183 162V161H182ZM212 162V161H211ZM248 162V161H247ZM5 163V162H4ZM3 163V164H4ZM14 163V162H13ZM12 163V164H13ZM138 163H140V164H142V165H140V167H141V169L139 170V172L141 173V176H143L144 175V177H145V175L146 176H148L149 178L150 177H152L153 178V176H151L154 172L156 173V171H157V173L159 172L160 173V175L162 176V177H160V178H162L161 179V183L159 182V184L157 183H155L156 181V179L158 178H155V184L156 185H158L157 187H154L153 188V186H152V184H151V182H148L147 184H144V185H139V187H141L139 190H134L133 188H132V190L130 189V186L132 185V187H134L133 185H134V183H135V180H136V170H135V172H133V171H131V170H133L131 167H133V165L134 164H138ZM198 162H196V164H197ZM254 163V162H253ZM114 164H115V162H114ZM117 164H119V163H117ZM264 164V163H263ZM120 165V164H119ZM25 167H28L29 169H31V171L32 172H30V174L29 175H26L25 173H27V172H25ZM31 167V168H30ZM135 167V166H134ZM142 167H143V169H142ZM181 167V168H180ZM208 167H210V166H208ZM3 169V168H2ZM202 169V168H201ZM7 170V169H6ZM49 170V169H48ZM213 170V169H212ZM183 171V170H182ZM187 171V170H186ZM228 171V170H227ZM123 172V173H122ZM175 172V171H174ZM176 172H178V171H176ZM175 172V173H176ZM48 173V172H47ZM156 173V174H157ZM192 173H191V175H192ZM231 172H229L228 171V174H227V176L229 177V179H230V181L232 182V183H234V185H236L237 184V182H239V185H238V191L237 192H233L234 193V195H232V193H231V195L228 193V194H226V192L224 191V193H223V197H225V199H224V201H226L227 199L229 200V201H226V204L225 205H221V206H216L215 205V203L212 205V204H210V206L212 207V210H213V208H215V206H216V209L219 211V212H217L216 211V213H218V215H221V219H220V221H219V226L221 227V226H228L229 224L231 225L232 224V222H234L235 221V219L236 220H238V225L235 227V229H233V231H234V234L235 233H237L236 235H234L233 236V240H229V246L231 247H229L230 249H232V248H234V249H232V251H231V253H229V251L227 252L226 251V253H228V254H230L229 256H226L225 255V252L222 250V251H220V252H222V254L220 253V252H218V253H220L221 255H220V257H221V260L219 261L220 263L219 264H222V261H223V258H225L226 259V261H228V262H230L231 264H264V262H263V260H262V263H261V261L258 263V259H261V258H257V259H254V257L256 256H253V258H251V259H249L248 258V256H249V254H248V252L246 251V248H247V246H245V244H243L242 243V240H243V238L244 239H247V237L251 234V233H253L255 230H258L261 226L262 227H264V200L262 201V202H257V204L256 205H254V200L255 199H258V197L264 192V175H262V180H260L259 182H253V181H250V179L249 178H251V177H249V176H247V174L245 175H243V176H239V179L237 180V177L238 176H236L235 177V170H234V174L233 175H231L230 174ZM262 173H263V171H262ZM13 174V173H12ZM113 174V173H112ZM163 174H165L166 176H164ZM238 174V173H237ZM248 174H249V172H248ZM16 175V174H15ZM45 175V174H44ZM53 175H55V174H53ZM55 175V176H56ZM154 175V174H153ZM158 175V174H157ZM174 175H176V174H174ZM194 175V174H193ZM260 175V174H259ZM138 176H140V175H138ZM154 176H156V175H154ZM190 176V175H189ZM195 176V175H194ZM226 176V177H227ZM125 177L126 178H130L131 179V183H130V185H127V187H124V186H122L123 187V192H127L128 193V195H130V197H129V199H128V201H125L124 202V205H123V214H120L119 215V212H118V214H117V211H115V213L113 212V208H114V206H116V204H115V198H116V195H105V193H104V190H103V185H105L106 184V186H108L109 185V181H110V184H112L113 186H115V188L114 189H119L118 187H121L120 185H121V181H124L125 182ZM196 177V176H195ZM207 177H209V176H207ZM211 177V176H210ZM249 177V178H248ZM34 178V177H33ZM146 178V177H145ZM192 178V177H191ZM198 178V177H197ZM201 178V177H200ZM217 180H218V178H216ZM224 180H225V178H223ZM196 180V179H195ZM130 181V180H129ZM187 181V180H186ZM229 181V182H230ZM16 182V181H15ZM146 182V181H145ZM193 182V181H192ZM211 182V181H210ZM214 182V181H213ZM241 182V183H240ZM91 183L92 184H94L96 187H92L91 186ZM129 183V182H128ZM137 183H139L140 184V182H137ZM142 183V182H141ZM152 183H153V181H152ZM194 183V182H193ZM210 184H212V183H210ZM50 185V184H49ZM48 185V186H49ZM118 186V187H117ZM237 186V185H236ZM50 187H51V185H50ZM49 187V188H50ZM53 187V186H52ZM198 187V186H197ZM110 188V187H109ZM113 188V187H112ZM111 188V189H112ZM60 189V188H59ZM93 189H95V191L94 192H92V190ZM227 189H228V186H227ZM5 190V185L3 184V183H1L0 184V195L1 194H3V191ZM120 190V189H119ZM231 190V189H230ZM66 192H68V191H66ZM63 193V192H62ZM21 194V193H20ZM118 194V193H117ZM264 194V193H263ZM26 195V194H25ZM101 195H103L104 197H106V200H108V198H107V196L109 197V210H110V213H111V210H112V213H113V215L116 217V219H117V222H119V217H121L122 218V215L124 216V218H127V219H135V218H138L139 216H141V217H143L144 219H142V220H140L141 221V224H139L138 226H132V227H130V228H128V229H125L124 228V226H122V228H121V226L120 227H118V228H114V230H112L113 232H110L109 233V235L107 236L108 238L107 239H105L103 236H101V234L102 233H104L105 231V228L103 227L104 226V223L102 222V217H100L101 218V221L100 220H98V221H94V222H91L90 221V219L91 218H89V219H87L86 217H85V214H86V210L85 209H87V207H88V209H89V207H90V209H91V206L93 207L94 205H96V206H100L101 204H104V199H103V196H101ZM20 196V195H19ZM192 196V197H191ZM239 196H244L245 197V200H244V203L242 204V205H240V207L238 206V208H240V210H243V212H244V210H247V211H250V212H253L254 213V216L252 217V219H247L244 215H237L238 217L237 218H235L234 219V216H233V213L235 212L234 210H235V207H237V205H236V199L239 197ZM262 196V195H261ZM28 197V196H27ZM26 197V198H27ZM25 198V199H26ZM194 198V199H193ZM12 199H16V198H12ZM17 199H18V197H17ZM19 199H23V196H22V198H20L19 197ZM65 199V198H64ZM260 199V198H259ZM27 200V199H26ZM25 200V201H26ZM80 200V199H79ZM105 200V201H106ZM114 200V201H113ZM243 200V199H242ZM19 201V200H18ZM18 201H16V202H18ZM111 201V202H110ZM113 201V202H112ZM255 201H257V200H255ZM11 202H13V201H11ZM20 202V201H19ZM14 204H16L15 203V201L13 202ZM250 203H251V205H250ZM256 203V202H255ZM10 204V203H9ZM18 204H20L21 205V203H18ZM17 204V205H18ZM52 204H54V203H52ZM120 204V203H119ZM11 205H13L12 203H11ZM38 205V204H37ZM218 205V204H217ZM10 206V205H9ZM51 206H53V205H51ZM102 206V205H101ZM106 206V205H105ZM121 206V205H120ZM160 206H162V207H160ZM210 206L208 207V208H210ZM18 207H19V205H18ZM58 207H57V209H58ZM16 208V207H15ZM53 208V207H52ZM13 209H14V207H13ZM12 209V210H13ZM17 209V208H16ZM20 209V208H19ZM56 209V208H55ZM104 209V208H103ZM101 210V216L102 215H104L105 216V211L104 210ZM114 210H116L115 208H114ZM10 211V210H9ZM38 211V210H37ZM210 211H211V209H210ZM213 211H215V210H213ZM238 211V210H237ZM45 212V211H44ZM43 212V213H44ZM56 212V211H55ZM201 212V211H200ZM205 212V211H204ZM207 212H209V210L207 211L206 210V213ZM42 213V214H43ZM57 213V212H56ZM91 213V212H90ZM94 213V212H93ZM96 213V212H95ZM94 213V214H95ZM107 213H109V212H107ZM210 213V212H209ZM215 213V212H214ZM39 214H40V212H39ZM39 214H37V216H44V215H39ZM50 214V213H49ZM200 214V213H199ZM211 214H212V212H211ZM58 215H59V213H58ZM60 216V215H59ZM103 216V217H104ZM87 217H89V216H87ZM90 217H92V215L90 216ZM200 217V216H199ZM211 217V216H210ZM201 218L203 219V221H202V219H201V221H202V225H201V228H200V230H204L203 228L206 226V224H207V221H208V219L209 218H205V216L203 215V214H201ZM212 219L214 218V217H211ZM210 218V219H211ZM196 219H199L198 218V216H197V218ZM104 221V220H103ZM210 221V220H209ZM208 221V222H209ZM35 223H33L34 224V227L33 228H36V229H39V232H43L42 234H40V236H38V238H47V237H50L49 236V234H50V226L48 227L47 225H46V220H45V216L44 217H40V218H37V221L35 220L34 221ZM144 223H145V225H146V227H144L145 225H144ZM245 223V224H244ZM49 224V223H48ZM119 224V223H118ZM201 224V223H200ZM74 225V224H73ZM61 227V226H60ZM40 229H42V231H40ZM121 229V230H120ZM123 229V230H122ZM3 230H4V228H3ZM9 230V229H8ZM11 230V229H10ZM62 230V229H61ZM120 230V231H119ZM57 231V230H56ZM63 231V234L65 233ZM202 231H199L198 229L195 231V234H189V233H187V235H185V237H183V241L182 240H180V241H182V243L183 244H181L183 247H186V248H194V247H196L195 246V241L197 240V237H199V235H201V232ZM52 232V231H51ZM59 231H57V233H58ZM120 232V233H119ZM36 233H38V232H36ZM54 233H55V231H54ZM128 233V232H127ZM132 233H134V232H132V231H130L128 234H129V236L132 234ZM32 234V233H31ZM59 234V233H58ZM127 234V235H128ZM36 235V234H35ZM37 235H39V234H37ZM56 235V234H55ZM62 235V234H61ZM127 235H126V237H127ZM133 235V234H132ZM156 235V236H157ZM160 235V236H161ZM15 236V235H14ZM30 236V235H29ZM59 237H60V235H58ZM140 236V237H141ZM155 236V237H156ZM177 236V237H178ZM182 236V234L180 235V237ZM58 237V238H59ZM132 237V236H131ZM131 237H128V238H131ZM159 237V236H158ZM163 236H161L160 238L161 239H159V242H157V241H155L154 239H158V238H153V240L152 241H155V242H157L156 243V245L159 243V245L161 244L162 245V239L164 240L165 238H162ZM250 237H251V235H250ZM30 238V237H29ZM36 237H34V239H35ZM52 238V237H51ZM57 238V239H58ZM142 238V239H143ZM249 238V237H248ZM31 239V238H30ZM30 239H29V241H30ZM48 239V238H47ZM121 239H120V241H121ZM126 239V238H125ZM124 239V240H125ZM36 240V239H35ZM41 240V239H40ZM105 240H107V241H105ZM169 240V239H168ZM168 240H165L166 242L168 241ZM262 240V239H261ZM31 241H33V240H31ZM151 241V243H153ZM165 241H163V242H165ZM259 243L261 242L260 240H257ZM10 242V241H9ZM8 242V243H9ZM145 242V241H144ZM234 242V243H233ZM264 242V241H263ZM168 243V242H167ZM7 244V243H6ZM164 244V243H163ZM248 243H246V245H247ZM149 245H151L152 246V244H149ZM159 245H158V247H157V250H158V248H159ZM160 245V246H161ZM222 245V244H221ZM250 245V244H249ZM26 246H28V245H26ZM118 246H120V244L118 245ZM134 246V245H133ZM136 246V245H135ZM154 246H155V244H154ZM224 246V245H223ZM64 247V246H63ZM132 246H130L129 248H131ZM238 247V252H236V248ZM262 247V246H261ZM115 248V247H114ZM155 248V247H154ZM220 248V247H219ZM225 248V247H224ZM160 249V248H159ZM189 249V250H190ZM222 249V248H221ZM140 250H141V253L142 252H144V248H141L140 247ZM155 250V249H154ZM217 250V249H216ZM229 250V249H228ZM151 253L152 252H154V251H152V250H149ZM160 252H161V250H159ZM159 251H157V252H154L153 254H146L145 256H144V258L142 259L141 258V264H167V263H165L162 259H161V255L159 254V255H157V253L159 252ZM149 252V253H150ZM159 252V253H160ZM232 252H233V254H232ZM10 253V252H9ZM36 253V252H35ZM147 253V252H146ZM58 254V253H57ZM56 254V255H57ZM145 254V253H144ZM227 254V255H228ZM248 254V255H247ZM36 255V254H35ZM59 256H61L60 255V253L58 254ZM33 257V256H32ZM215 257H216V255H214V257H213V259H215ZM217 257H219V255L217 256ZM223 257V258H222ZM87 258V257H86ZM249 260H248V259ZM256 258V257H255ZM89 259V258H88ZM225 259H224V263H225ZM230 260V261H229ZM86 261V260H85ZM40 262V261H39ZM83 262V263H82ZM218 262V261H217ZM223 263V264H224ZM19 264H37V261H28V260H23L22 262H19ZM39 264V263H38Z\"/></svg>",
    "mask_w": 264,
    "mask_h": 264
}]
</instances>
